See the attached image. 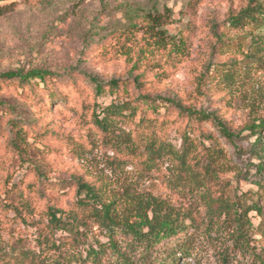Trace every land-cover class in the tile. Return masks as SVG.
I'll return each instance as SVG.
<instances>
[{"label":"trees","instance_id":"obj_1","mask_svg":"<svg viewBox=\"0 0 264 264\" xmlns=\"http://www.w3.org/2000/svg\"><path fill=\"white\" fill-rule=\"evenodd\" d=\"M16 4L15 0H0V16L15 11ZM122 14L127 26L103 37L99 32L98 42L102 43L99 48L109 54L126 57L131 65L128 78L103 82L72 69L69 73L83 74L94 91L95 102L82 109L81 117L103 135L120 140L119 146H144L143 155L152 163L170 158L183 180L202 191L199 203L195 207L183 203L177 206L143 193L130 194L124 201L112 200L107 199L101 187L83 177L49 180L36 160L28 156L30 145L23 135V123L13 119L10 122L15 134L10 144L19 156V167L34 172L40 182L59 185L60 192L71 187L74 201L67 210L49 202L42 212L24 195L3 203L4 210L12 212L22 225H30L38 215L41 227L38 229L33 223V240L28 247L8 243V251L0 243V264H180L181 260L190 259L202 264L210 251L214 264H264V118L233 131L218 112L198 110L176 97L143 92L141 80L146 70L161 79L167 76L169 67L174 69L188 56L191 33L180 29L171 34L168 28L177 23L173 12L168 8L161 12L154 4H126ZM259 23L264 25V2L249 0L248 6L237 14H229L216 41L222 47L229 44L227 30ZM263 42L264 37L252 40L251 47L256 51L249 49V58L257 62L263 59ZM221 64L212 73L205 65L201 79L207 76L222 86L242 71L238 60ZM139 70L144 72L134 75ZM64 77L45 69H32L4 73L0 81L24 88L31 83L38 85V80L44 83L39 88L47 89L48 81H61ZM129 86L136 92L134 97L125 99L122 91ZM46 95L50 103L64 96L56 90H49ZM13 111L11 105L0 101V113ZM174 116L186 120L187 127L212 125L244 163L228 157L213 134L200 132L193 138L187 127L182 132L168 133L167 126ZM133 134L146 135L147 140L134 141ZM178 141L181 150L175 145ZM246 185L250 186L248 190L243 189ZM17 186L14 182L11 189Z\"/></svg>","mask_w":264,"mask_h":264},{"label":"rangeland","instance_id":"obj_2","mask_svg":"<svg viewBox=\"0 0 264 264\" xmlns=\"http://www.w3.org/2000/svg\"><path fill=\"white\" fill-rule=\"evenodd\" d=\"M15 1L16 10L8 8L12 12L0 16V77L7 72L32 69H45L65 77L61 81H48L47 89H40L44 83L38 80V85L31 83L24 88L0 81V101L14 109L9 114L0 113V243L7 250L8 243L14 247H28L33 240V223L36 222L39 229L41 222L36 215L30 225H22L12 212L4 210L3 203L24 195L33 201L38 212H42L49 202L67 210L74 201L71 187L62 189L65 191L62 193L59 185L40 182L34 172L19 167V156L10 144L15 134L10 122L13 119L23 123V135L30 145L28 156L36 160L49 180L83 177L101 187L107 199L112 200L124 201L130 194L143 193L162 197L177 206L183 203L195 207L199 203L202 191L183 180V174L176 172L170 158L152 163L143 155L144 146L137 143L119 146L120 140L103 135L81 117L82 109L94 104V91L83 74L69 73L72 69H79L103 82L128 78L131 65L126 57L109 54L105 48H99L102 43L98 42L106 33L127 26L122 14L124 5L154 4L161 12L168 8L177 22L168 28L170 33L175 35L180 29L191 33L188 56L174 69L169 67L167 76L161 79L155 77V72L146 70L141 80L143 92L176 97L198 110L218 112L233 131H240L264 118V55L260 62L248 56L249 49L256 51L251 47L252 40L263 39L264 25L251 24L239 30H227L229 44L222 47L216 41L229 14H237L248 6L249 0ZM183 18L185 20L180 22ZM235 60L242 71L236 73L231 83L217 86L216 81L207 76L201 79L205 65L208 64L212 73L216 65ZM142 72L139 70L134 75ZM49 90L64 96L50 103L46 95ZM135 92L134 87L129 86L122 95L129 99ZM186 127V120L176 116L167 126L168 133L182 132ZM125 129L130 132L129 128ZM187 131L193 138L200 132L213 134L228 157L241 165L244 163L212 125L189 126ZM132 139L141 142L147 140V136L133 134ZM175 145L181 150L180 141ZM14 182L18 186L12 190ZM30 184L32 188L28 187ZM249 187L246 185L243 189ZM262 203L264 205V200ZM57 234L59 236L60 232ZM207 255L208 259L201 261L202 264H214L212 252ZM180 264L199 263L190 259L181 260Z\"/></svg>","mask_w":264,"mask_h":264}]
</instances>
